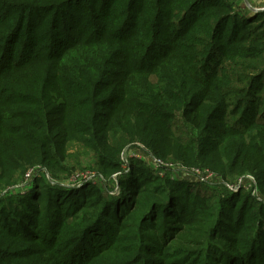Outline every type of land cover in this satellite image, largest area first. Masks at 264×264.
<instances>
[{
  "label": "rangeland",
  "instance_id": "1",
  "mask_svg": "<svg viewBox=\"0 0 264 264\" xmlns=\"http://www.w3.org/2000/svg\"><path fill=\"white\" fill-rule=\"evenodd\" d=\"M51 1L54 4L60 2ZM217 1L223 0H212L208 3H191L188 0H84L78 7L74 6L78 2L67 6L68 12L65 13L70 14L65 16L67 26L74 30L67 34L64 24H61L57 39L65 41L64 48L75 40V43L81 40L87 44L104 40L105 46L94 51L91 59L94 65L104 71L102 75L106 85L99 89L96 95H92L93 89L86 84L87 78L84 76L94 79L96 75L83 63L84 58L90 60L85 54H82L80 60L70 58L69 64L63 65L62 61L59 64L56 56L62 50L61 44L43 51L44 62L40 64V69L37 67L40 77L45 78L50 73L51 80H58L49 82L48 85L40 83L29 89L28 98L13 108V112L22 118L11 121L12 129L8 123L5 127L8 131L17 130L20 135L28 138L39 137L42 133L49 134L52 131L56 141H60L62 135L68 133V128L62 126L64 113V123L71 127V131L64 150L58 146L61 152L59 165L53 171L45 166L38 181L34 180L35 178L26 181V174L30 169L42 168V164H39L38 160L28 161L20 156L12 158V152L2 145L7 138L0 137V204L3 203L0 208V218L3 219L0 222V242L8 252L5 257L0 252V264H60L56 259L58 254L50 244V230H54L57 222L55 218L61 219L64 216L58 209L60 201L73 199L77 190L91 185L100 189L105 201L115 206L116 210L125 202L121 183L130 184L134 178L142 182L148 190L159 187L172 195L174 198L171 204L177 208L185 230L188 229L187 235L182 233L173 244L163 245L162 252H159L162 256L159 255L157 259H164L167 264H193L191 261L194 257L196 261H207L213 260L209 256H214L218 259L216 263L232 264V238L244 241L259 223L255 212L260 206L250 202L246 195L251 194L257 201L264 202V195L255 178L260 173L256 167L261 156L241 151V161H236L234 157L239 139L247 143L258 139L261 133L256 125L264 124V89L257 92L248 88L252 76L264 69V64H261L262 59L244 58V55L249 53L247 48L256 53L261 51V40H264V15L255 16L256 13L240 0L239 4L248 15V21L244 22L243 26H237L234 33L250 39H259L256 42L237 43L232 47L226 45L222 51H216L212 44H208L210 37L201 32H194V27H200L204 23V20L200 21V14H219L224 11L225 8ZM249 1L251 4V0ZM105 3L110 4L106 7ZM128 3H133L131 18H128ZM83 6L86 7V12L82 16L78 12ZM188 9L191 14L196 15L184 17ZM140 10L144 11L142 15L138 14ZM96 13L98 14L94 18L92 15ZM82 20L83 24L77 28L75 25ZM46 33H51L50 29ZM183 33L191 34L188 41L178 39ZM43 34L45 35V32ZM31 45L29 42L26 48L25 45L17 48L16 53L23 51L27 57L26 53L32 49ZM141 56L142 60L139 61L138 57ZM147 56V63H143ZM157 57L167 58L175 66H182L185 61H191L190 67L194 69L196 76L203 73L197 70L206 69L204 63H207V75L209 71L215 72V81L214 77L209 80L216 90L209 91L210 86L197 84L198 92L190 95L185 87L195 86L196 82L193 78L185 79L181 76L168 78L169 82L178 85L177 91L169 90L151 74ZM162 70L165 71L164 68ZM125 71L127 75L134 73L138 76L126 84L129 93L135 95L131 97L136 103V111L133 110L135 117H132L133 124L127 130L124 129V122L121 123V117H115L112 125L118 124V127L114 131L112 127L109 129L105 151L107 157L101 159L90 146L96 139L84 127H91L93 109L101 115H106L109 113L106 105L112 103L115 95L126 96L116 92L117 88L121 87ZM132 80L133 83L130 84ZM148 83L152 85L153 90L168 91L173 99L164 110L152 112L149 116L151 121L147 120L148 117L141 116L144 120L140 123L135 118L138 114H143L140 111L146 108L147 101L143 97ZM28 100H43L47 111L54 112L49 117L54 122L47 124L44 121L45 128L41 132L33 127L35 121H42L40 113L36 111L35 106L27 104ZM240 102L248 109L241 117L249 121L253 130L241 138H232V125L235 127V122L239 119V116L234 114L233 107ZM193 110H197L196 113L201 116L202 122L195 121L194 115L189 114ZM165 119L168 123V133L163 134L159 125ZM239 125L240 123L236 127ZM225 133L229 137H225ZM165 136L193 143L196 149L201 148L204 153L202 159L207 163L200 166L201 168L188 169L191 171L199 168L202 172L188 174L187 169L175 161L178 159L173 157V153L169 151L166 155L161 154L164 149L170 150L172 146L171 142L164 140ZM228 142L230 145L226 147ZM57 144L58 142H55L48 148H54ZM104 145L106 144H101ZM6 147L9 148V145ZM154 153L163 157L158 158ZM224 153L229 155L230 164L235 161L237 165V170L232 172L235 176L230 178V181L222 179L221 175L209 166L223 161ZM132 167L135 170L133 175ZM250 176L256 180V187L248 180ZM241 181L244 182L242 186L233 191L232 188L237 187ZM51 186L68 191L51 192L49 189L46 192L45 189L48 190ZM11 197V200L4 201ZM241 205H245L244 209ZM44 208L50 210L54 217L46 220L45 215H42ZM18 218L25 219L32 227L29 234L25 235L15 228V220ZM103 219L90 230L89 237L96 235V241L104 242L107 250L94 259L88 257L84 262L86 264H120L124 259L130 258L139 245L160 244L165 230L163 227L166 226L163 219L158 220L155 228L148 224L146 230L139 228L129 218L121 225L111 219ZM64 221L61 230L66 231L65 235L72 234L80 227L77 216H71ZM238 228L240 232L236 235L232 231ZM39 238L42 241L38 240ZM43 239L47 242H43ZM70 239L72 236L66 237L65 240ZM72 242L76 248L83 241L80 242V239L76 238ZM262 242L263 240L258 243ZM60 247L58 242L57 248ZM236 247H240V244L237 243ZM93 250L88 248L89 252Z\"/></svg>",
  "mask_w": 264,
  "mask_h": 264
},
{
  "label": "trees",
  "instance_id": "2",
  "mask_svg": "<svg viewBox=\"0 0 264 264\" xmlns=\"http://www.w3.org/2000/svg\"><path fill=\"white\" fill-rule=\"evenodd\" d=\"M82 1L84 0H60L59 3L54 4V2L51 0H0V137L4 136L5 139L7 138L2 145L6 150H10L12 152V158L15 156H20L28 161L38 160L39 164H42V168L48 166V169L52 171L59 165V154L61 152L58 149V146L62 147L64 150L69 140V131H71V127H69L67 123H64V113L62 114L61 121L62 126L64 128H68V133H64L60 141H56L55 135L52 131L49 132V134L42 133L43 135L39 137L36 136L35 138H28L26 136L20 135L19 131L17 130L8 131L5 125L8 123L9 128H11V121L20 120L22 118L21 115L13 112V108L19 104H22L23 100L28 98L29 89L36 87L40 83L48 85L49 82L58 80H51L52 75H50V73H48L45 78L43 76L40 77L39 75L40 64L44 62L43 51L45 49L48 50V48L52 49L54 45L59 46V44H61L60 48H62V50L58 55H56L59 64L61 61L63 65L69 64L70 58L73 60H80L82 58V54H85L86 57L90 58V60L84 58L82 61L85 66L92 70L96 75V78L94 79L84 76V78H87L85 79L86 84L93 89V96L96 95L99 89H102L106 85V83L104 84L105 77L102 75L104 71L100 70L99 66L94 65V62L91 59V57L94 56V51H97L98 49L105 46L104 40L98 41L95 44H87L81 40L75 43V40L71 45L67 46V48H64L65 41L63 42L62 39H57V36H59V32L61 31V24H64V31L67 34L74 30L69 29V26H67L65 16H70L69 13H65L68 12L67 6L78 2L74 5L78 7L82 4ZM188 1L191 3H208L212 0ZM239 2L240 0L221 1L220 3L222 7L225 8L224 11L219 14H200V21L204 20V23L200 25V27L195 26V30L194 28L192 30H194V32H201L202 34H205V36L210 37L208 44H212L213 49L216 51H222L226 45L232 47L234 44L244 43L246 41L256 42L259 38L250 39L246 38L245 35L234 33L237 26H243L244 22L248 21V15L245 14L243 9H241ZM109 4L110 3H105V6L107 7ZM132 6L133 3H128V18L133 17V13H130ZM83 7H81L78 12L80 13L79 15L82 16L83 13L86 12V7ZM143 12L144 11L140 10L138 14L142 15ZM97 14L98 13L95 15L93 14L92 16L96 18ZM261 14L264 15V12L257 13L255 16ZM189 15L193 17L196 14H191L190 9H188V11H185L184 17ZM83 22L84 21L82 20L75 26L79 28ZM48 29H50L51 32L49 34L46 33L48 32ZM43 32H45V35ZM190 36V33H183L178 39L188 41ZM29 42L32 43V49L30 52L26 53L28 54L27 57L24 56L23 51L18 54L16 53L17 48H21L24 45L26 48ZM261 42L262 47L260 52L256 53L254 50L247 48L246 50H248L249 53L244 55V58L251 60L262 59L261 64L263 65L264 40H261ZM138 60H142V56L138 57ZM147 60L148 56L145 58L143 63H147ZM190 62L185 61L182 66H175L171 64L167 58L157 57L156 65L153 67V73L151 74H154L155 78L159 82H162V86L172 91H177L178 85L169 82L168 78L174 79L173 77L176 76H181L185 79H194L196 82L195 86L188 85L185 87L186 91L189 90L190 95H195L198 92L197 84L201 86H204L205 84L206 87L210 86L209 91H215L216 88L213 87L209 80H212L215 72L209 71V75H207V69L209 66L206 65L207 63H204L206 69H198L197 71L199 73H203L196 76L194 69L190 67ZM104 66H106L105 63ZM37 67L39 69H37ZM162 68H164L165 71L162 70ZM127 71H125L121 81L120 89L117 88L116 90V92L126 96L120 97L115 95L112 103H107L106 105L109 110V113L106 115H101L98 111L93 109L91 127H84L87 128V132H89L91 136L96 139V142L91 143L90 146L97 152V156L101 159H104V156L107 157V153L105 151L107 150V143L109 140V129L112 127L114 131L116 127H118V124L112 125L115 117H121V123L124 122L123 126L125 130H127V128L133 124L131 119L132 117H135L133 110L136 111L134 108L136 103L132 101L131 97L135 95L133 93H129L130 91L127 90L126 84L129 80L132 78L134 80L135 78H138V76H136L134 73H129L127 75ZM252 77V81H250L248 85L249 90H255L257 92L263 90L264 69L257 71V73ZM133 80L130 84L133 83ZM213 81H215V77L213 78ZM73 84L77 86V84ZM158 86L160 85L158 84ZM145 91L146 94L143 98L147 101L146 108L145 110L140 111L143 114H138L135 118L136 120H139L140 123L142 122L141 120H144L141 116L148 117L147 120L151 121L149 119L151 118L149 117L150 114L152 112L155 113L157 110H164V107L170 105L172 102L171 99H173L170 97L172 95L168 91H161L159 89L153 90V87L150 83L146 84ZM100 95H102V93H100ZM27 104L30 106H35L36 111L40 113V118L42 121H35L33 123V127L36 130H40L41 132V130L45 128L44 121H46L47 124L54 122V120L49 119V117L52 116L54 112L47 111L46 104L43 100H28ZM219 104L224 106L222 103ZM246 110L248 109L247 107H244L243 102L234 105V114L239 116V119L237 122H235V127L232 125V134L228 131L232 138H241V136H244L253 130V126H249V121H246L241 117ZM196 112L197 110H193L189 114L194 115L195 121L202 122L201 116H199ZM238 123H240V125L239 127H236ZM167 124V120L165 119L162 124L159 125L163 134L168 133ZM256 126L260 128L261 136L258 139L248 143L245 140L240 141L239 139L238 149L234 157L236 161H241L243 155V153L240 154L241 151L244 153L253 152L261 156L256 167V170H258L260 173L259 176L256 175L255 178L258 182L262 195H264V161H262V157L264 156V124H258ZM224 135L225 137H229V135L226 133ZM164 140L166 142H171L172 146L170 150L164 149L161 154L166 155L170 151L173 153V157L178 159L175 161L181 163L183 166L187 168H197L204 166V164L207 163L202 159L204 153L201 151V148L196 149L193 146V143H186L185 141H180L176 138H169V136H165ZM55 142H58L57 146H54V148H48L49 146L54 145ZM102 143H105L106 145L101 146ZM224 144L222 146H224ZM6 145H9V148L6 147ZM229 145L230 143L228 142L226 147ZM154 155L158 158L163 157V155L157 153H154ZM223 157V161H217L216 164L209 166L211 169L215 170V172L220 174L222 179L230 181V178L235 176L232 172L237 170V165L235 164V161L234 163L232 161V164L229 163V155L227 153H224ZM134 173L135 170H133L132 167L131 174L133 175ZM41 175L42 174H40L38 177H35L34 180L38 181ZM49 189L51 192L53 190L68 191L67 189H60L51 186L48 188V190L45 189L46 192H48ZM76 192L77 194L74 193L76 195H74L73 199L69 198L64 199L65 201H60L58 209L60 210V213L64 214V216L61 219L55 218L57 222L55 224L54 230H50V232H52L50 235L52 238L50 242L52 245L51 248H54V252L58 254L56 259L60 264H86L84 262L88 257L94 259L103 252H106L107 245H105L104 242L96 241V235L89 237L91 234L90 230H92L95 227L94 225L103 218L105 220L111 219L118 225H121L123 221L129 218L130 220L132 219L139 228L145 230L149 226L148 224H151L152 228H155L159 219H163L164 224L166 225L163 227L165 230L162 233L163 237H161L162 242L160 244L156 246L149 243H144L143 245L141 244L130 258L124 259L120 264H167V261L164 259H157L159 255L162 256V254L159 253L162 252L161 247L163 245L167 246L169 244H173L179 239V236L182 233H185V235L188 233V229L185 230V225L181 223L177 208H175V205L171 204L174 197L164 192V190L160 189L159 187L148 190L146 189L145 185L142 182H139L136 178H134L130 184L121 183V192L125 202L123 201L124 203L120 205L118 209L116 208L118 213L115 210V206L105 201L100 189H97L91 185H87ZM246 196L250 202H254L260 206L257 212H255V217L257 216L256 220L258 219L257 221L259 223L257 226H255V230H253L249 237H246L244 241H237V238H232V264H264V202L257 201L254 197H252L251 194ZM11 199L12 197L4 199V201H9ZM2 204H0V208H2ZM244 206L245 205H241L242 209H244ZM42 215H45L46 220L54 217L51 211L46 208H44V210L42 209ZM71 216L78 217L80 221V227L72 234L68 233L65 235L66 231H64V229L61 230V227L65 224L64 220H68ZM1 220L3 219L0 218V222ZM15 222V228L19 229L23 234L27 235L31 232L32 227L25 219L18 218L15 220ZM260 227L261 229H259ZM232 232H235L237 235L240 231L238 228L236 231ZM71 236L72 239L65 240L66 237L68 238ZM76 238L80 239V242H83L75 248L72 245V241ZM38 240L42 241L41 238ZM43 240V242H47L45 239ZM261 240H263V242L262 244H259L258 242ZM58 242H60V248H57ZM237 243L240 244V247L238 248L236 247ZM3 247L4 244L0 242V252L2 253L3 257H5L8 252L4 250ZM88 248L94 249L93 252H89ZM209 257L213 260L205 261L200 259L196 261V258L194 257L191 263L222 264L220 262H215L218 261L216 257Z\"/></svg>",
  "mask_w": 264,
  "mask_h": 264
},
{
  "label": "built area",
  "instance_id": "3",
  "mask_svg": "<svg viewBox=\"0 0 264 264\" xmlns=\"http://www.w3.org/2000/svg\"><path fill=\"white\" fill-rule=\"evenodd\" d=\"M244 3H246L248 5L249 8L253 9V11H255V8L253 6H251L249 0H242ZM185 167V166H183ZM187 169V173L188 174H191L193 175L195 172H202L201 169H188L187 167H185ZM44 173V169L41 168V167H38V168H35V169H30L27 174H26V181H29V180H32L34 179L35 177H38L40 174H43ZM248 180H250L251 182L254 183V186L256 187L257 186V182L256 180L253 178V177H249ZM246 181V179H245ZM244 182H239V185L237 187H233L232 190L234 191L235 189H238L240 186H242ZM82 184L80 183L79 186H81ZM255 193V192H254ZM258 200H261V199H258Z\"/></svg>",
  "mask_w": 264,
  "mask_h": 264
},
{
  "label": "crops",
  "instance_id": "4",
  "mask_svg": "<svg viewBox=\"0 0 264 264\" xmlns=\"http://www.w3.org/2000/svg\"><path fill=\"white\" fill-rule=\"evenodd\" d=\"M251 6L255 8V11L253 12H255L256 14L260 12H264V0H251Z\"/></svg>",
  "mask_w": 264,
  "mask_h": 264
}]
</instances>
